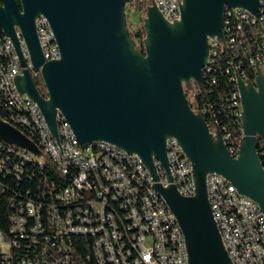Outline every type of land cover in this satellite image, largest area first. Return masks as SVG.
<instances>
[{"label": "water", "instance_id": "water-1", "mask_svg": "<svg viewBox=\"0 0 264 264\" xmlns=\"http://www.w3.org/2000/svg\"><path fill=\"white\" fill-rule=\"evenodd\" d=\"M133 0H0V38L12 42L23 71L15 77L20 97L40 110L58 143L57 114L69 125L84 151L96 142L113 145L139 158L152 189L173 213L185 242L187 264H233L213 218L206 178L217 174L239 195L253 200L264 216V168L258 152L264 145V68L255 79L236 76L242 136L232 156L217 127L211 128L190 103L193 86L203 89L210 41L224 43L228 10L258 18L264 0H182L179 17L167 21L152 0L141 16V53L130 37L126 5ZM48 22L59 58L46 61L36 21ZM18 29L31 70L45 90L39 92L20 49ZM175 139L191 168L194 194L182 196L175 185L166 143ZM0 142L40 155L18 130L0 121ZM161 163L169 184L157 179Z\"/></svg>", "mask_w": 264, "mask_h": 264}, {"label": "built area", "instance_id": "built-area-1", "mask_svg": "<svg viewBox=\"0 0 264 264\" xmlns=\"http://www.w3.org/2000/svg\"><path fill=\"white\" fill-rule=\"evenodd\" d=\"M181 1L152 0L167 21L179 17ZM244 26L253 28L252 33L260 32L264 48L262 2L257 19L251 15H243L242 10H236L223 26L225 42H209L210 57L203 69L202 84L205 72H209L217 56L225 49L230 50L238 38H243ZM36 29L40 30L42 42L47 47L46 61L54 55H60L53 49L45 18H38ZM16 36L20 41L26 68L30 70L32 77L39 76L28 65L20 33L16 32ZM238 63L241 64V61ZM248 65L255 79L256 70L264 68L263 52L257 51L250 56ZM22 71L11 40L2 37L0 113L4 118H0V121L9 124L33 143L42 151V158H35V155L3 142H0V151H6L8 157L17 155L21 161L29 164L34 163V160H41L42 165L49 159L56 165L60 177L69 175L71 179L58 191L52 186V202L46 208L27 200L16 209L9 219V234L15 239H8L0 232V253L7 258L11 256L12 248L18 245V240L27 241L29 246H36L39 238H42L41 253L32 259L21 260V264H87L91 261L94 264H187V260H184L186 249L182 246L178 224L173 221L164 200L152 189L151 178L139 158L127 153L118 154L117 147L116 150H109V144L105 150L84 151L74 143L73 138L68 137L67 132L66 143L50 146L37 116L29 109L30 100L25 96L20 97L14 86L15 77ZM227 73L232 74L230 81L234 85L227 109L233 111L238 119L240 138L241 108L236 76L246 80L247 72L240 65L231 63ZM200 91L194 85L193 91L187 93L191 104ZM197 109L205 120L210 116L211 128L219 129L228 152L235 156L238 137L233 130L215 121L212 109L207 105ZM62 124L66 128L63 122ZM166 150H170L175 158V167L170 172L172 183H177L181 191L189 192V181L193 180L188 160L177 141H167ZM153 168L158 182L163 187L167 186L169 182L166 174L158 171L156 160L153 161ZM206 185H209L212 215H217L216 224L232 263L264 264V216L258 205L239 195L232 185L217 174H209ZM77 237L89 238L91 255L82 258L76 252ZM147 237L152 238L148 248Z\"/></svg>", "mask_w": 264, "mask_h": 264}, {"label": "trees", "instance_id": "trees-1", "mask_svg": "<svg viewBox=\"0 0 264 264\" xmlns=\"http://www.w3.org/2000/svg\"><path fill=\"white\" fill-rule=\"evenodd\" d=\"M149 4L150 0H133L129 6L142 16ZM229 14H225L223 24L230 18ZM252 31L253 28L244 26L242 28L243 38H238L230 50L225 49L217 56L209 72H205L203 76V90L199 92L194 100L197 108L202 105L210 107L215 121L230 127L238 137V141L240 139L238 119L233 111L227 109L230 94L234 91L233 82L230 81L232 74L227 73V71L230 70L231 63L240 65L242 70L247 72V78L251 81L254 80V73L248 65V59L257 51L264 54V48L260 32L252 33ZM129 33L135 42L136 48L144 53L142 46L144 32L141 21L136 26V30H129ZM262 36L264 37V34ZM239 61H241V64L238 63ZM33 79L39 92L45 96L41 78L36 76ZM186 96L189 99V95ZM0 118H4L1 113ZM206 121L210 126L212 125L210 116ZM258 152L264 168V145L262 143L258 146ZM7 157L6 151L4 153L0 151V232L6 238L14 240L15 237L9 234V219L16 212V209L27 200H32L46 208L47 204L52 202L50 198L52 186H54L55 191H58L59 188H64L69 183L71 177L69 175L60 177L56 171V165L51 163L49 159H46L44 164L41 165L38 160H34V163L30 164L25 163L17 155L9 156V160H7ZM41 239L39 238V244L36 246H29L27 241L18 240V245L14 247L15 249L12 248L11 256L5 258V255L0 253V264H21V260L34 258L42 251ZM75 240H77L75 250L83 256L82 258L91 255V241L89 238L77 237ZM79 247L81 248L79 249ZM91 263L94 264L93 261L87 264Z\"/></svg>", "mask_w": 264, "mask_h": 264}, {"label": "bare ground", "instance_id": "bare-ground-1", "mask_svg": "<svg viewBox=\"0 0 264 264\" xmlns=\"http://www.w3.org/2000/svg\"><path fill=\"white\" fill-rule=\"evenodd\" d=\"M262 6H264V2H262ZM232 12H236V10H228V11L225 12V14L226 13H230L229 15L231 16ZM242 14L243 15H250L247 11H243V10H242ZM224 17H225V15H224ZM36 24H38V19L36 21ZM223 26H224V24H223ZM16 32H19L18 29H16ZM36 32H37V37H38V40H39V44H40V47H41V50H42L43 57H44L45 60H47V47L45 46L44 42H42V35L40 34V30L36 29ZM47 32L51 36V43L53 44V49L55 50V53H59V50H58V48H57V46H56V44L54 42L53 34H52L51 30H50L48 22H47ZM2 37H7V36L6 35H2L1 38H0V42L2 40ZM25 56H26V60L28 62L29 67H31V65L29 63V57L27 55L26 47H25ZM58 58H59V55H54L52 58H49L48 61L49 60H56ZM29 109L32 110L34 112V114L37 116V121L41 125L43 130L45 131V136L47 137V140H48V143H49L50 146H57V144L66 143V132H67L68 137L73 138L74 143L82 149V147L80 146V144L76 140L75 136L73 135L72 130L70 129L69 125L65 122V120H64V118L62 116L57 114V117H56L57 124H58L57 132H58V138H59V142L57 143L51 137L50 132H49L44 120H43V117H42V115L40 113V110L38 109L37 105L35 103L29 101ZM62 122L66 125V128L62 124ZM168 141H176V140L175 139H169ZM88 149L89 150H105V149H108V144L107 143H103V142H96V143H93ZM109 150H116V147L109 144ZM117 153L118 154H126V152L122 151L119 148H117ZM166 155H167V159H168L170 172H172V170L175 167V158L172 155V153L170 152V150H166ZM35 158H42V151H40V155L39 156H35ZM38 161L41 163V160H38ZM156 168L158 169L159 172H165V170L162 167L161 163L158 162V161H156ZM172 184L175 185V187L177 188L178 192L182 196L190 197V195L194 194L193 181H189V192L181 191L180 188L177 186V183H172ZM207 197H208V201H209V185H207ZM169 213L172 216L173 221H176V219H175L173 213L170 211V209H169ZM213 218H214L215 222L217 223V215H213ZM178 229H179V232H181L179 226H178ZM181 239H182V246L185 247V242H184V238H183L182 233H181ZM184 260H187V254L186 253H184Z\"/></svg>", "mask_w": 264, "mask_h": 264}, {"label": "rangeland", "instance_id": "rangeland-1", "mask_svg": "<svg viewBox=\"0 0 264 264\" xmlns=\"http://www.w3.org/2000/svg\"><path fill=\"white\" fill-rule=\"evenodd\" d=\"M127 26L129 30H136V26L140 23L141 16L138 12L134 11L131 6L126 5L125 7ZM152 243V238L147 237L146 247L148 248Z\"/></svg>", "mask_w": 264, "mask_h": 264}]
</instances>
